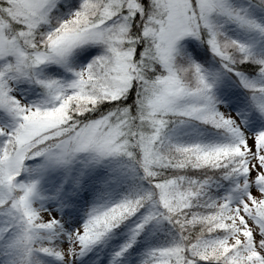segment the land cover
<instances>
[{
  "label": "snow or ice",
  "instance_id": "1",
  "mask_svg": "<svg viewBox=\"0 0 264 264\" xmlns=\"http://www.w3.org/2000/svg\"><path fill=\"white\" fill-rule=\"evenodd\" d=\"M0 264H264V0H0Z\"/></svg>",
  "mask_w": 264,
  "mask_h": 264
}]
</instances>
